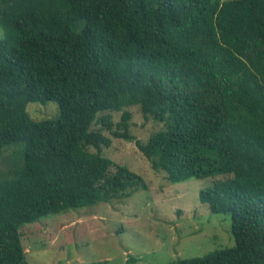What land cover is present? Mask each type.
Instances as JSON below:
<instances>
[{"label":"trees","instance_id":"obj_1","mask_svg":"<svg viewBox=\"0 0 264 264\" xmlns=\"http://www.w3.org/2000/svg\"><path fill=\"white\" fill-rule=\"evenodd\" d=\"M0 27V151L20 143L0 175V264H28L25 223L146 189L103 155V130L171 183L212 178L199 200L230 215L233 246L157 264H264V0H0ZM50 100L57 117L29 116ZM132 105L163 124L144 142Z\"/></svg>","mask_w":264,"mask_h":264},{"label":"rangeland","instance_id":"obj_2","mask_svg":"<svg viewBox=\"0 0 264 264\" xmlns=\"http://www.w3.org/2000/svg\"><path fill=\"white\" fill-rule=\"evenodd\" d=\"M124 109L136 139L144 142L163 126L145 118L138 105ZM26 110L37 121L59 114L51 100L28 102ZM110 113L114 123L120 120L121 111ZM103 133L111 138L109 146H101L103 155L139 173L146 189L25 223L20 232L28 264H157L234 245L230 215L211 213L199 200L200 189L212 178L171 183L164 171L151 167L134 140ZM12 146L0 151V175L10 169L20 143ZM130 256L136 259L128 263Z\"/></svg>","mask_w":264,"mask_h":264}]
</instances>
